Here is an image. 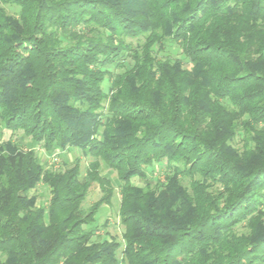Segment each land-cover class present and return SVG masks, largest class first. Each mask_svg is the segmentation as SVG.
<instances>
[{
	"label": "trees",
	"instance_id": "obj_1",
	"mask_svg": "<svg viewBox=\"0 0 264 264\" xmlns=\"http://www.w3.org/2000/svg\"><path fill=\"white\" fill-rule=\"evenodd\" d=\"M3 131L94 161L55 175L1 143L0 264H264V0H0ZM101 162L123 244L93 241Z\"/></svg>",
	"mask_w": 264,
	"mask_h": 264
},
{
	"label": "rangeland",
	"instance_id": "obj_2",
	"mask_svg": "<svg viewBox=\"0 0 264 264\" xmlns=\"http://www.w3.org/2000/svg\"><path fill=\"white\" fill-rule=\"evenodd\" d=\"M109 82L110 81L108 79L103 82L102 87L104 91H107ZM2 133L3 135L0 145L3 141L6 143L9 142L12 146H15L26 154L31 155L37 165L42 168L43 172H51L56 175L64 172L65 170H70L77 165L79 174L81 173V175L84 176L83 174L85 173V170L89 167V164L94 161L92 158L84 156L80 151L75 149H66L64 151L57 149L50 153L41 145L33 144L31 140L23 136L22 133H10L8 131H3ZM98 171V178L103 177L109 179L113 189V196L110 200V204L103 205L99 209L94 222L90 226L94 232L93 241L115 239L123 244L125 227L120 223L118 213L121 196L120 185L116 172L110 170L103 162H101V166ZM163 171L164 169L154 165L153 170L148 171L146 182L139 180L138 178H133L131 183L138 188H144L148 184L150 190H154L157 187V181L160 183L164 181ZM83 178L84 177L80 178L82 183L85 180ZM103 196L105 195L104 192H102L100 185L96 182H92L89 189H87L81 208L84 210L89 209L92 205L102 199ZM28 197L30 200H35L34 202L38 207H48L49 201L51 200L50 190L42 183H39L35 188L30 190Z\"/></svg>",
	"mask_w": 264,
	"mask_h": 264
}]
</instances>
